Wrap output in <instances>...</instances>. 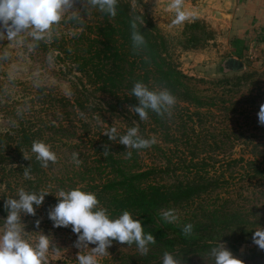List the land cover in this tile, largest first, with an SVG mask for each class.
Segmentation results:
<instances>
[{
    "label": "trees",
    "instance_id": "1",
    "mask_svg": "<svg viewBox=\"0 0 264 264\" xmlns=\"http://www.w3.org/2000/svg\"><path fill=\"white\" fill-rule=\"evenodd\" d=\"M81 1L98 19L93 27L95 33L87 37L80 34L72 47L56 46L57 39H52L55 48L52 51H57L56 57L62 61V74L72 77L68 79L72 96L59 94L50 87L32 88L20 83L16 90L22 91L23 98L4 110L11 124L9 129L0 133V225L7 216L5 199L17 198L18 190L24 189L49 194L36 208L35 215L21 214V222L30 221L29 228L48 225L52 229L53 222L48 219V212L57 203L58 191L80 187L95 193L100 206L107 209L111 217H118L126 210L141 220L144 231L155 237L156 242L149 245L151 250L214 247L203 242V234H213L222 225L228 226L226 219L233 215L210 210L211 216L207 220L196 217L191 221L167 223L161 218V212L172 206L200 200L203 196L210 197L222 184L233 180L232 176L217 174L214 166L198 158L194 152L181 154L184 133L189 130L195 132L199 123L209 121L215 112L220 117L225 116L222 112L229 108L224 96L230 91L227 88L233 85L230 80L217 81L213 84H222L221 93L205 94L199 88L200 84L206 83L205 80L188 76L180 69L163 31L132 0H117V15L114 17L87 4V0ZM137 17V28L146 40V47L140 50L133 49L130 37L129 22ZM48 41L43 38L34 40L37 46ZM250 44L260 56L264 54V28L256 31L252 43L250 40L244 42V51L241 55L237 54L238 58L249 53ZM222 72L234 71L228 70L224 63ZM137 81L152 90H169L176 98L170 114L157 115L149 111L146 125L145 120L141 121L131 112L129 106L138 104L131 96V88ZM96 92L103 94L105 99L96 101L91 98ZM214 107L220 111L214 110ZM108 111H116L126 119L129 117L127 128L118 130L121 135L135 126L146 139L151 138L149 131L158 130L167 138H161L163 142L156 141L148 148L129 149L131 156L127 155L125 146L118 140H109L103 146L97 139L101 136L107 138L102 134L107 127L92 117L105 118ZM106 125L111 127V124ZM226 128L221 126L220 133H224ZM61 140L69 141L76 148L80 145L91 149V154H78L82 157L81 161L91 159V162H85L81 172L75 173L85 181L78 186H68L57 175L55 166L58 163L50 162L47 168L41 167L36 154L31 151L33 141H43L56 153V146ZM168 141L172 144L166 149L160 146ZM105 150L109 152L106 157L103 155ZM145 152L153 155L160 152L162 162L145 164L142 158ZM253 155H249L251 158L230 157L226 161L229 164L238 160L251 163L254 173L258 174L259 168L264 169V156ZM25 171L29 172V177H25ZM105 173L108 176L104 179L102 175ZM36 220L40 221L38 226ZM189 223L193 225V231L186 236L181 229Z\"/></svg>",
    "mask_w": 264,
    "mask_h": 264
},
{
    "label": "rangeland",
    "instance_id": "2",
    "mask_svg": "<svg viewBox=\"0 0 264 264\" xmlns=\"http://www.w3.org/2000/svg\"><path fill=\"white\" fill-rule=\"evenodd\" d=\"M132 2L142 13L146 12L153 23L163 31L180 69L188 76L205 80L206 83L199 85L205 94L221 93L222 84H213L217 81L230 80V84L233 85L227 88L230 91L224 96L226 106L229 108L222 112L225 116L220 117L218 112H215L209 121L199 123L195 132L189 130L184 133L181 151L183 155L194 152L198 158L214 166L217 174L232 176L233 180L222 184L210 197L203 196L200 200L172 206L164 211L172 210L177 216L176 222L191 221L196 217L207 220L206 218L211 216L210 210L233 215L230 217L232 220L226 219L228 226L222 225L215 230L214 235L204 233L203 242L213 244L214 247L219 242L224 243L242 264H264V249L253 242V232L264 228V169L259 168L260 173L255 174L251 163L238 160L229 164L226 161L230 157L239 159L241 156L246 158L251 154L264 156V126L259 124L257 116L260 105L264 104V54L260 56L255 51L252 56L238 58L231 49L232 37L228 29L208 19L198 10L197 0H182L183 9L191 15L181 24L172 23L175 10L168 7L171 0ZM72 7L73 9L64 13L61 21L53 26L50 33L42 37L49 40L45 45L37 46L28 30L20 33L12 41L0 37V133L9 129L11 124L9 117L4 114L5 108L24 96L22 91L16 90L20 83L32 88L50 87L59 94L72 96V88L68 83V79L72 77L62 74V61L56 57L57 51H52L55 49L52 39H57L56 46L59 44L72 47L80 34L87 37L95 33L93 27L98 20L81 0H73ZM73 12L76 13V18H73ZM229 59L242 62V70L223 73L224 63ZM91 98L96 101L100 100L99 98L105 99L103 94L97 92ZM214 110L220 111L216 107ZM108 112L105 118L99 119L97 116L92 118L101 121L107 128L110 126L106 124L114 125L117 130L127 128L129 117L126 119L116 111ZM195 120L198 123L197 118ZM145 123L148 125L146 120ZM221 126L227 127L222 134ZM149 132L151 138H155L157 142H163L162 139L167 138L165 134H160V130ZM97 140L103 146L104 142L109 141L108 137L103 136ZM171 144L172 142L168 141L161 143L160 146L166 149ZM56 148L57 175L63 178L68 186H78L85 182L75 173L81 172L86 161L91 162V159L81 161V155L91 154V149L80 145L76 148L66 140H61ZM74 152L81 154L78 156L81 161L79 166L72 161ZM156 153V155L142 153L144 163L162 162L161 153ZM107 176V173L102 175L104 179ZM29 223L30 221L21 222L26 240L35 244L42 234L49 238V249L44 264H77V252L90 253L91 247H94L90 245L78 249L75 246L77 234L71 231V225L52 229L48 225L29 228ZM5 227V223L0 225V233ZM211 248L213 247L197 249L177 247L175 250L164 251L154 248L155 252L154 249H149L147 255H141L135 243L128 246L126 243L113 241L106 253L98 256V261L99 264H162L163 254L167 251L179 261V264H214V258L210 255ZM241 249L245 254L242 259L238 257V251Z\"/></svg>",
    "mask_w": 264,
    "mask_h": 264
},
{
    "label": "clouds",
    "instance_id": "3",
    "mask_svg": "<svg viewBox=\"0 0 264 264\" xmlns=\"http://www.w3.org/2000/svg\"><path fill=\"white\" fill-rule=\"evenodd\" d=\"M87 4L97 8L110 17L117 15V0H87ZM73 0H0V37L12 41L20 33L28 30L30 35L39 40L58 24L64 13L73 9ZM175 10L173 24L183 23L191 13L182 7V0H171L168 5ZM73 18L76 13L73 12ZM138 17L129 22L130 37L134 50L144 49L146 40L141 31L137 28ZM131 96L138 101L136 106H129L141 121L147 119L148 112L157 115L170 114V109L175 105L176 98L169 90L149 89L143 82H135L131 88ZM258 122L264 126V104L260 105L257 113ZM108 139L124 145L128 156H131L129 149H144L154 144L155 138L146 139L139 134L138 128L129 127L124 134H119L113 125L103 131ZM107 147V146H106ZM31 151L36 154L35 158L40 162L41 167L47 168L49 163H55L56 153L43 141H33ZM106 157L109 152L105 150ZM27 159V157H25ZM72 161L79 166L81 161L78 154H72ZM29 177V172H24ZM47 192H30L20 189L17 198H6L4 207L7 216L4 218L5 228L0 233V264H44L49 249V238L42 234L35 244L24 238L21 227V214L35 215ZM57 203L48 212V219L53 222V227H68L77 234L75 246L80 249L90 245V253L76 254L77 264H99L98 256H103L113 241L128 246L135 243L141 255H147L149 245L154 244L155 237L144 231V226L138 218H134L129 211H123L118 217H111L110 213L100 202L95 193L84 191L80 187L70 190H59ZM167 223H175L177 216L172 210L161 213ZM38 226L40 221L36 220ZM184 235H191L192 224H185L182 229ZM253 242L264 249V228L253 232ZM210 255L214 258V264H242L224 243L219 242L211 248ZM162 264H179V261L170 253L164 252Z\"/></svg>",
    "mask_w": 264,
    "mask_h": 264
},
{
    "label": "crops",
    "instance_id": "4",
    "mask_svg": "<svg viewBox=\"0 0 264 264\" xmlns=\"http://www.w3.org/2000/svg\"><path fill=\"white\" fill-rule=\"evenodd\" d=\"M196 4L208 19L228 29L236 56L244 51V42L252 43L256 31L264 28V0H197ZM214 12L229 18L216 19ZM249 47L247 55L255 52L252 44Z\"/></svg>",
    "mask_w": 264,
    "mask_h": 264
},
{
    "label": "water",
    "instance_id": "5",
    "mask_svg": "<svg viewBox=\"0 0 264 264\" xmlns=\"http://www.w3.org/2000/svg\"><path fill=\"white\" fill-rule=\"evenodd\" d=\"M213 16L216 19H219L221 17H223V18H229V16H226L224 14L223 15H219V13H217V12H214ZM225 65L227 66V69L228 70H233L234 72L239 71V70H242V68H243V63L240 62V61H238V60H235V59H229V60H227L225 62ZM244 256H245L244 250H242V249L239 250L238 251V257L242 259V258H244Z\"/></svg>",
    "mask_w": 264,
    "mask_h": 264
}]
</instances>
